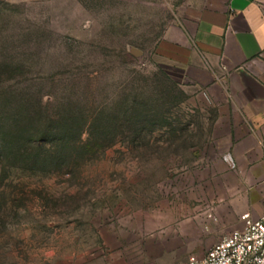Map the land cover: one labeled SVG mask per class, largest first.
Here are the masks:
<instances>
[{
	"label": "rangeland",
	"instance_id": "rangeland-1",
	"mask_svg": "<svg viewBox=\"0 0 264 264\" xmlns=\"http://www.w3.org/2000/svg\"><path fill=\"white\" fill-rule=\"evenodd\" d=\"M164 12L0 0V264H182L208 249L239 169L208 89L156 53Z\"/></svg>",
	"mask_w": 264,
	"mask_h": 264
},
{
	"label": "crops",
	"instance_id": "crops-1",
	"mask_svg": "<svg viewBox=\"0 0 264 264\" xmlns=\"http://www.w3.org/2000/svg\"><path fill=\"white\" fill-rule=\"evenodd\" d=\"M123 1L165 11L156 53L208 89L224 124L239 172L223 179L209 248L242 226L243 213L264 214V0Z\"/></svg>",
	"mask_w": 264,
	"mask_h": 264
},
{
	"label": "built area",
	"instance_id": "built-area-1",
	"mask_svg": "<svg viewBox=\"0 0 264 264\" xmlns=\"http://www.w3.org/2000/svg\"><path fill=\"white\" fill-rule=\"evenodd\" d=\"M242 226L223 235L203 255H190L182 264H264V214L240 216Z\"/></svg>",
	"mask_w": 264,
	"mask_h": 264
},
{
	"label": "trees",
	"instance_id": "trees-1",
	"mask_svg": "<svg viewBox=\"0 0 264 264\" xmlns=\"http://www.w3.org/2000/svg\"><path fill=\"white\" fill-rule=\"evenodd\" d=\"M46 135H47V134H44V133H43V135L41 136L42 138H40V139L43 140L44 142H45V139H47V138H46V137H47Z\"/></svg>",
	"mask_w": 264,
	"mask_h": 264
}]
</instances>
